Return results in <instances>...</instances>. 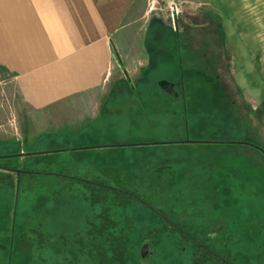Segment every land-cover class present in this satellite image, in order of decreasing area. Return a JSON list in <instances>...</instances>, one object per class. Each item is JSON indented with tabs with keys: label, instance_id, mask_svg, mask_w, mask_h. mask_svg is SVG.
<instances>
[{
	"label": "rangeland",
	"instance_id": "374dc122",
	"mask_svg": "<svg viewBox=\"0 0 264 264\" xmlns=\"http://www.w3.org/2000/svg\"><path fill=\"white\" fill-rule=\"evenodd\" d=\"M170 3L180 11L178 29ZM206 4L213 1L137 0L115 38L123 56L115 55L112 76L100 94L104 100L110 87L115 88L107 101L108 112L98 122L75 126L68 116L58 127L62 133L39 136L43 127L32 123L38 115L25 105L21 92L14 84L0 85V164L18 166L21 172L48 167L57 174L95 182L104 180V169L117 170L114 175L121 177L131 173L135 180L121 186L199 237L220 256L221 264H264V158L256 148L239 144L247 132L255 136L254 146L264 148V107L257 110L249 131L247 126L243 130L233 125L226 104L222 107L214 100L212 80L204 77L203 69L210 63L187 60L191 47L183 40L177 43L176 30L181 38L220 36L218 26L205 25L206 18L197 12ZM145 40L147 57L142 50ZM204 48L197 45V53ZM211 54L219 73L225 61L215 45ZM145 57L151 66L140 77L142 83L139 72L132 78L124 76L125 67L142 64ZM162 81L177 84L176 94L181 96L165 94L159 86ZM182 81L184 90L179 86ZM120 88L127 94H118ZM226 95L238 100L232 93ZM92 108L98 110L94 104ZM27 130L38 139L20 141L26 139ZM73 130L75 135H66ZM13 154L17 158L6 159ZM5 173L0 170V264L69 261V246L61 237L85 233L89 219L101 213L102 206L92 208L82 192H64L67 181L51 179L39 184L41 189L31 190L30 177L18 185L16 176L11 181ZM113 217L121 230L129 229L124 231L129 264H143L141 250L147 243L153 254L150 264H197L199 242L185 240L164 216L137 200L125 210L117 209ZM224 258L227 262L222 263ZM201 264L219 263L207 259Z\"/></svg>",
	"mask_w": 264,
	"mask_h": 264
},
{
	"label": "crops",
	"instance_id": "0c3cea01",
	"mask_svg": "<svg viewBox=\"0 0 264 264\" xmlns=\"http://www.w3.org/2000/svg\"><path fill=\"white\" fill-rule=\"evenodd\" d=\"M212 1L215 8L206 4L197 12L206 18L205 25L218 26L220 36L181 38L176 30L177 43L183 40L191 47L187 60L199 58L210 63L209 69L203 71L204 77L212 80L215 102L222 107L226 104L235 121L233 125L243 130L247 126L249 131L255 124L254 115L264 107V0ZM136 3L137 0H0V85L14 84L21 92L25 105L38 115L32 123L43 127L39 136L62 133L58 127L68 116L76 121L75 126L83 127L107 114V101L115 88L110 87L104 100L100 94L112 76L115 55H122L115 44L116 35ZM178 23L177 15L175 29ZM197 45L205 46V51L197 53ZM212 45L218 47L225 61V69L219 73L213 68ZM143 46L147 57L146 40ZM146 57L140 60L142 64L125 67L124 76L132 78L139 72L136 74L142 83L144 79L140 81V77L151 66ZM179 61L183 62L182 57ZM224 71L227 80L221 74ZM130 86L136 93L134 84ZM118 91L120 95L127 94L121 88ZM221 92L232 93L238 100ZM93 104L97 111H93ZM31 125L28 119V128ZM65 133L73 136L76 131ZM246 134L239 144L256 148L264 158V148L254 146L251 139L255 136ZM26 135L20 141L31 142L39 137H31V130Z\"/></svg>",
	"mask_w": 264,
	"mask_h": 264
},
{
	"label": "trees",
	"instance_id": "16d2710c",
	"mask_svg": "<svg viewBox=\"0 0 264 264\" xmlns=\"http://www.w3.org/2000/svg\"><path fill=\"white\" fill-rule=\"evenodd\" d=\"M212 141L214 142L215 139ZM2 166L3 165L0 164V169L3 168ZM4 166L9 168L12 167L11 165ZM44 168L45 169L31 170V178L27 179V183L31 186L29 189H41L42 187H40L39 184L43 181L47 182V180L51 179L64 180L68 182L69 186L64 192H82L85 200L91 204L92 208L98 205L102 206V212L89 219L85 233L75 235L72 239L69 237H61L62 241L69 246V249L66 250V255L69 257V261L67 260L62 264H129L128 237L124 234V231L126 233L129 229L124 228L121 230L119 228V223L115 221L113 216L117 212V209L123 208L125 210L129 208L134 200L147 206L158 215V217L164 216L167 225L172 226L174 230L181 233L185 240H193L196 241V243L197 241L199 242L197 243V246L201 251V256L195 260L197 264L204 263L207 259L216 260L221 264L220 256L215 253L213 249H210L209 246H206L199 237L194 238L191 233L184 230L180 224L169 221L171 219L167 218L166 214H163V209L157 211L146 203L139 194L121 186L128 181L132 183L135 180L133 174L126 173L121 177V175H114L117 170L111 171L104 169L102 170L104 180L95 182L72 177L70 175L57 174L52 172L48 167ZM5 174L6 175L4 176L11 178L12 181V175L9 173ZM23 177H29L26 171L22 172L19 177L18 183H20V185ZM110 182L116 183L117 186L110 185ZM73 184H82L83 187L79 189L72 186ZM205 251L206 255H204ZM225 261L227 262L224 258L222 263H225Z\"/></svg>",
	"mask_w": 264,
	"mask_h": 264
},
{
	"label": "water",
	"instance_id": "95a60500",
	"mask_svg": "<svg viewBox=\"0 0 264 264\" xmlns=\"http://www.w3.org/2000/svg\"><path fill=\"white\" fill-rule=\"evenodd\" d=\"M160 88L162 91L174 96L178 97V94L175 93V85L172 83H169L167 81H162L160 83ZM21 171H18L20 173ZM152 250L150 248V244H145L144 247L141 250V260L143 264H150V259L152 257Z\"/></svg>",
	"mask_w": 264,
	"mask_h": 264
},
{
	"label": "flooded vegetation",
	"instance_id": "af4514ba",
	"mask_svg": "<svg viewBox=\"0 0 264 264\" xmlns=\"http://www.w3.org/2000/svg\"><path fill=\"white\" fill-rule=\"evenodd\" d=\"M179 86H183V88L181 87V89L184 90L185 89L184 88V81H182L179 84ZM176 87H177V84H175V93H176ZM164 93L167 94L168 96H172L166 92H164ZM180 96H181V94L178 93V97H180ZM172 97H174V96H172ZM17 156H18L17 154H13L11 156L6 157V159L17 158ZM6 166H10V165H6ZM2 167H3V168H1L2 170L0 169L1 171H6L7 173L11 174L12 176H16L18 181H19V177L21 176L22 172H25V171L27 172L28 176L31 178V170L30 169L29 170L25 169L22 172L18 173V170H17L18 167L12 166L11 168H9V167H5L4 165ZM18 181H17V183H18ZM18 185H19V183H18ZM219 231H221V230L219 229Z\"/></svg>",
	"mask_w": 264,
	"mask_h": 264
},
{
	"label": "built area",
	"instance_id": "2783aa9c",
	"mask_svg": "<svg viewBox=\"0 0 264 264\" xmlns=\"http://www.w3.org/2000/svg\"><path fill=\"white\" fill-rule=\"evenodd\" d=\"M168 8H169V11L172 13V16L174 17V21H175V24H176L177 15H178V12H179L178 7L174 3H170Z\"/></svg>",
	"mask_w": 264,
	"mask_h": 264
}]
</instances>
